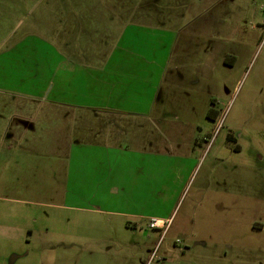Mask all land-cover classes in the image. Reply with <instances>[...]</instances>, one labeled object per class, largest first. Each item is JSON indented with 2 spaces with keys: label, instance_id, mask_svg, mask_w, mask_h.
I'll return each instance as SVG.
<instances>
[{
  "label": "rangeland",
  "instance_id": "obj_1",
  "mask_svg": "<svg viewBox=\"0 0 264 264\" xmlns=\"http://www.w3.org/2000/svg\"><path fill=\"white\" fill-rule=\"evenodd\" d=\"M119 1L108 11L133 23L144 15L158 30L128 29L109 63L98 65L86 42L103 39L96 18L101 13L90 6L73 8L77 23L70 46L88 69L79 68L84 75L76 77L70 91L78 89L83 106L118 114H105L103 121L91 118L87 122L99 128L84 130L83 139L66 132L74 126L72 118L39 119L32 103H16L47 91L49 66L54 60L65 62L56 50L67 46V39L58 36L60 22L66 27V13H57L56 0L0 6V47L9 44L16 23L32 21L31 12L40 33L52 29L57 34L52 41L57 47L26 40L20 55H2L0 50V264H264V0ZM32 2L36 11L30 9ZM115 43L106 38L102 45L109 49ZM27 47L37 50V56L22 57L32 52ZM44 51L48 55L41 56ZM163 72L174 87L162 86L159 98L171 102L174 117L189 112L200 128L190 144L195 146L198 139L199 145L191 154L183 153V159L175 154L177 159L170 158L161 155L154 136L153 151L160 154L144 158L129 151L121 162L137 170L131 174V167L116 168L110 175L115 189L109 192V184L99 185L105 179L97 168L88 173L94 167L88 162L98 153L87 156L86 147L92 137L103 141L110 123L113 133L117 120L124 128L117 135L119 143L128 146L126 151L133 149L138 121L133 114L147 112L152 85ZM192 86L197 91L191 93ZM69 108L57 105L56 112L72 117ZM78 108L71 109L80 117L93 114ZM210 108L217 111V121L207 118ZM76 122L83 126L82 119ZM10 130L15 135L11 140ZM65 140L68 145L69 140H82L83 145L68 152L62 147ZM8 145L17 153L6 152ZM9 155L14 156L11 163ZM142 214L167 219L165 231L148 228Z\"/></svg>",
  "mask_w": 264,
  "mask_h": 264
},
{
  "label": "crops",
  "instance_id": "obj_2",
  "mask_svg": "<svg viewBox=\"0 0 264 264\" xmlns=\"http://www.w3.org/2000/svg\"><path fill=\"white\" fill-rule=\"evenodd\" d=\"M16 1L20 2L21 5L27 4L25 2V0H0V6H4L5 4L10 5V6H13V4L17 5ZM119 3H120L119 0H56L55 6H54L55 10L57 11V13H60L61 15H62V13H66L64 20L67 19L66 20V27H65V23L63 21L60 22L61 31L58 33V36L60 38L65 37L67 39V42L63 40V42H66V44H67V46H65L63 44V47L61 45H60V47H57L55 40H54V44L52 43L53 39L54 38L56 39V36H57V34H54L55 33L54 30L52 31V29H50V32H48V33H46V32L40 33L41 31L39 29H37L36 25H34V24H36V21L33 19H36V18L32 12L30 13V15H28L29 17H32V21L30 20V22L27 25L22 23L21 21H19V23H16L17 24L16 30L11 34V37L8 38V39H10L9 44H6V41H5L4 45L0 47L2 55H5L6 53L10 54L12 52H15L17 55H20L19 50H20L21 45L23 44L22 41H26V40H30V41L32 40L33 41L34 40L33 43H35L36 41H41L43 43H47V42L49 43L50 42V44L52 46L57 47L56 54L58 55V57H62L63 59H65V62H62L63 60L59 61V62L57 60H54L53 66L52 67L49 66L50 71H49L48 76L51 79L49 81V84L47 85V88H48L47 91L41 92L38 90L37 93H33V95H30V96L26 95V97L24 99H21L20 95H17L20 97V99L18 100L16 98L18 100L16 103L17 104H19V103L23 104L24 106H27L28 104L32 103L33 114L36 117L40 115L39 119L43 118L44 120L49 119L50 121L51 120L55 121V120H57V118H59V119H64V120L68 121V119L72 118L74 120V126L72 127V125H71V128L67 127V129H65V130H66V132L69 131V134L76 136V137H81V138L83 136L87 135L84 133V130H90V129L93 130L94 127H96L95 124H90L87 122L89 120L92 121L91 118L95 119V120L98 119V120L103 121V119H105L104 118L105 114H107L109 116L113 115V118L115 115H118L115 113H110L109 110H107L105 108L90 107V106H85V105L83 106V103H81L79 100H77V98L79 96L78 92H77L78 89L75 88V90H73V92H71L70 90L76 86V81H77L76 77L79 74L84 75V74L80 73L81 71L78 72L79 68L88 69L87 62L83 58H81L82 56L80 55V53H78V51L76 49L73 50L71 48L72 44H74V42L71 41V38L73 36L72 31H73V29H76L74 24L77 23V21H75V19H76L75 16H73L71 14L73 8L90 6V7H95L96 9L98 8L99 10L97 9L96 12L100 11V13H101V14H99L100 16H96V18L100 19L99 24L102 26L101 27L97 26V29H98V32L101 34V37H99V38H103V39H100L99 41H96V42H93L91 40H87V42H86V44L89 46V49L91 48L87 52H89L90 56L94 57V58H92V60L94 59L98 65L103 66V65L109 63L108 59H109V56L111 55V52L116 51L117 46L119 45L120 40L122 38L121 35L125 34V32L128 29H130V28H132V30L133 29H143L146 32L158 30L157 29L158 27L157 28L151 27L152 22L149 20H145V19H149V18L144 16V15L139 17V22L133 23L131 18H128L127 20L122 21L121 18L118 17L119 15L108 11V9L110 7H112V5H118ZM129 3L131 4L133 2H129ZM134 4H138V3L134 2ZM141 4H143V3H141ZM35 6H36V2H32L31 6H30L31 11H33V10L36 11V9L38 7H35ZM115 7H117V6H115ZM111 10H112V8H111ZM125 16L129 17L130 14H127ZM60 18H61V16H60ZM69 18H71V20H69ZM141 18H143V19H141ZM70 23H71V25H70ZM108 24L111 26V28L108 27ZM149 24H151V25H149ZM106 38H108V39L110 38L113 41L116 40L117 43H115L114 46H112V48L110 46V48L108 49L107 47L102 45L104 43V39H106ZM70 42H71V44H70ZM73 46L75 47V45H73ZM92 46L95 48H92ZM24 50L29 52L31 50V48L27 47ZM36 51L30 52V53H28V55H25V53H24V54H22V57H26V56L36 57L37 56ZM40 55L43 56V55H48V54L46 51H44ZM40 55H38V56H40ZM69 56H71V59H69ZM21 61H23V60H21ZM30 63L34 64L35 59H31ZM63 65L64 66H70V68L69 69H62ZM102 68L103 67L99 68L98 70L102 71ZM51 69H53L52 73H51ZM70 76L72 78H69ZM202 77L204 78V80L206 79L205 70H204ZM152 78H153V76L150 77V80ZM11 81H14V79H12ZM179 83H181V82L177 81V84H179ZM162 86H165L167 88L174 87V80H169L167 74L165 76L164 72L161 75L159 83L152 85V87H154V89H152V91H151L152 94L150 95V102H149L150 107H148L147 112L146 113L140 112V113H134L133 114L136 117H138L137 118L138 121L135 123L134 128H133V129H135V131H133V135L135 136V137H133L134 145H133V142H130L133 149L126 151L125 148L128 146L123 147L119 143V137L117 135L120 136L121 135L120 133H122L124 131V128L119 126L120 124L117 123V120H114L115 122L113 123V133H110V129H112V127H110L111 126V123H110V124H108V127H107L108 132L103 134V139H102L103 141L100 140L101 139L100 136L98 138L92 137L94 139L93 142H91V144L89 143L88 147H86V150L88 152L87 156L92 155L94 153H98V155L94 159H92L88 162V164L94 165V167L92 169L90 168L88 170V173L94 172L95 171L94 169L97 168V170L101 174V179H102V177H104V179H105V181L99 183V185L100 184H109L110 185L109 192H112L115 189V183L110 181L111 173H113L116 168H120V167H128V168L131 167L132 168V165H134V164H131L130 166H125L123 164V162H121L122 161L121 158H126L125 154H127L129 151L133 155L142 156L144 158H146V157L151 158V157H153L154 154H156V152H157V154H160L158 151H153V150L157 149L156 141H154V139H153L154 136L158 137L157 140H159V144H160L159 151H161V153H163L161 155H166L170 158H176L175 155L182 158V157H184L183 153L189 155L192 153V151H194V148L197 147V145H199L198 139L196 141L195 146H192L190 144L192 142V139L196 138V132L198 129L200 130L199 126L195 123H192L191 120L193 118L190 119V117H192V116L188 117V115H187L189 112L185 113L186 111H183L182 117H180L179 115H176V114L174 117L173 115L170 114V111H172V110L169 109V104H171V102L170 101L169 102L168 101H162V99L159 98V96L161 94ZM189 90H191V93L197 91V89L194 88L193 86L189 87ZM174 92H176V91L174 90ZM81 93H80V96H81ZM12 95H15V93H12ZM174 97L175 96L173 95L172 99L175 100ZM97 99H99V97ZM23 100L26 101V104L23 102ZM186 101L188 103L189 99L187 98ZM158 102H160V104H162L161 105L162 107H160V106L158 107ZM199 102H201V101H199ZM45 105H49L50 109H52L53 111H49L48 107H47L48 111H46V109L44 107ZM57 105H61V106L64 105V106L70 107L69 108L70 113L74 117L73 116L67 117L65 115L61 116L60 113L56 112ZM24 106H22V108ZM187 106L189 109L190 106L187 104H184L182 106V109L187 110ZM78 107L84 108V110L86 109L87 111L90 110V112L93 111V114L92 115L91 114L84 115L83 117H80L78 114L75 113L76 112L75 110L71 109V108H78ZM78 109H80V108H78ZM26 110L27 111L29 110L28 107L24 108V111H26ZM41 112H44V113H41ZM13 116L16 119L20 118V114H17V113H14ZM81 119L84 122L86 121V123H88L87 127H85L86 125L84 124V122H83V126H82V123L79 124L78 122H76V121H80ZM217 119H216V121H217ZM127 125L130 126L131 123L128 122ZM55 126H56V123L53 125V127H55ZM96 128H99V127H96ZM117 131H120L119 134H115ZM10 132L11 133H10L9 138L11 140L12 138L15 137V135L13 134V132L11 130H10ZM14 133H19V132L16 131ZM58 134L62 138L65 137L63 130H59ZM98 135H100V134L97 133L93 136H98ZM201 137H203V136H201ZM80 144L83 145L82 140L81 141L80 140H69V145L65 140L62 147H66L67 151L69 152L70 150H73L72 148L75 145L81 146ZM5 150H6V152L15 151V153H17V151H18L17 149H12L11 146L7 147V149H5ZM124 152H126V153H124ZM13 157H14L13 155H9V157L7 158L8 163H11L13 161ZM67 162H68V159H67ZM67 164H68V169H70V160H69V163H67ZM145 167H146L145 162H142V166L140 168V171H142V173L144 172L142 169H145ZM132 169L133 170H131V174L133 171L135 172V169L137 170V166L133 167ZM144 185H145V183H144ZM98 212L101 213L102 211L98 210ZM109 213L110 214H116L117 212H109ZM142 216H143V217H141L142 219L148 221V223H147L148 228H150V226H149L150 223L155 220V221H157V223L159 225L158 228L162 229V232L165 231L167 219L160 218V217H149V216H145L144 214H142ZM132 217H136V216H132ZM134 225L136 227H141L140 223H135Z\"/></svg>",
  "mask_w": 264,
  "mask_h": 264
},
{
  "label": "built area",
  "instance_id": "obj_3",
  "mask_svg": "<svg viewBox=\"0 0 264 264\" xmlns=\"http://www.w3.org/2000/svg\"><path fill=\"white\" fill-rule=\"evenodd\" d=\"M218 120V119H217ZM222 127V120L221 121H218L217 122V127H216V129L213 131V134L211 135V141H212V139H213V137L217 134V132L219 131V129ZM150 228H152V229H154V228H158L159 227V225H158V223H157V221H152L151 223H150Z\"/></svg>",
  "mask_w": 264,
  "mask_h": 264
},
{
  "label": "trees",
  "instance_id": "obj_4",
  "mask_svg": "<svg viewBox=\"0 0 264 264\" xmlns=\"http://www.w3.org/2000/svg\"><path fill=\"white\" fill-rule=\"evenodd\" d=\"M206 116L209 120L214 122L218 118V113L213 108H210V109H208Z\"/></svg>",
  "mask_w": 264,
  "mask_h": 264
}]
</instances>
